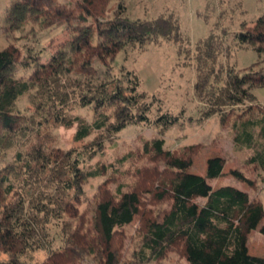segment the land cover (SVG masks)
Here are the masks:
<instances>
[{"label": "trees", "instance_id": "obj_1", "mask_svg": "<svg viewBox=\"0 0 264 264\" xmlns=\"http://www.w3.org/2000/svg\"><path fill=\"white\" fill-rule=\"evenodd\" d=\"M70 1L13 0L0 19V32L6 35L32 24L42 31L65 28L70 36L47 63L32 51L23 57L11 44L0 50V153H15L0 170V253L10 256L0 264H27L20 258L34 259L32 253L38 250L48 252L37 264H81L88 258L97 264H158L173 252L188 264H264V257L248 249L249 235L264 220L262 202L233 186L209 185L208 180L223 175L224 158L208 161L206 177L192 173L200 145L172 151L165 149L162 139L146 141L138 158H147L153 166L138 168L132 180L127 173L114 171L92 208L81 209L84 186L105 177L111 168L102 162L88 166V161L128 124L155 122V100L140 89L139 77L125 67L120 76L115 72L120 52L146 50L164 41L177 44L179 54H194V91L203 103L200 120L220 115L225 124L241 110L234 122L238 146H253L252 130L260 126L259 136L264 138V107L253 92L264 87V69L257 63L236 69L221 62L224 53L230 55V47L215 33L192 48L173 14L131 19L120 5L111 17L107 10L112 0ZM236 45L264 55V14L254 24H241ZM21 68L29 73L21 74ZM112 86L118 99L108 113ZM24 97L30 98L29 111L18 107ZM74 102H93L99 112L90 122L68 111ZM256 112L262 118L254 121ZM157 118L164 124L180 119L168 112ZM52 123L76 127L75 141L88 140L86 145L62 150L39 144L25 151ZM248 163L264 171V148L257 149ZM232 174L259 191L257 179L249 180L240 171ZM201 198L207 199L203 205L198 204ZM135 221L138 247L127 258L124 229ZM52 228L59 232L51 238ZM260 233L264 235V224Z\"/></svg>", "mask_w": 264, "mask_h": 264}, {"label": "rangeland", "instance_id": "obj_2", "mask_svg": "<svg viewBox=\"0 0 264 264\" xmlns=\"http://www.w3.org/2000/svg\"><path fill=\"white\" fill-rule=\"evenodd\" d=\"M12 1L0 0L1 20H4L6 9ZM60 1L71 4L70 0ZM120 5L125 7L123 12L131 19H153L161 14H173L178 18L185 37L191 41L192 48L198 41L210 37L213 33L223 36V44L226 48L230 47L231 53L230 55L224 53L220 58L221 62L234 66L236 69H243L257 63L256 67L264 69L263 54H259L251 48H239L236 45V34L241 30V24L243 22L254 24L264 14V0H112L108 6L107 14L112 17L115 11L119 10ZM69 38L65 28L42 31L38 26L29 24L23 30L9 35L0 32V50L11 44L21 49L23 57H27L28 53L32 51L40 56L42 63H47L55 53L57 46ZM178 50L177 44L163 41L160 44L148 46L146 50L128 48L118 54L115 72L120 76L122 68L125 67L126 70L134 72L139 77L140 89L147 92L150 99L155 100L153 112L155 122L151 125L128 124L123 130L113 134L112 138L104 143L102 150L88 161V166L94 167L98 162H102L111 168L105 177L91 179L84 186L82 210L86 211L92 208L102 184L114 171L119 169L120 175L123 176L127 173L126 177L128 176V179L132 180L133 173L138 168L153 166L149 164L147 158L139 159L138 154L142 151L146 141L156 139L164 140L165 149L172 151L191 145H200L201 150L193 159L191 172L205 175L204 177L207 174L208 161L217 156L223 157L226 160L225 173L218 181L208 180L209 185L216 189L220 184H239L232 173L240 171L245 177L257 179L260 190L257 191L260 194V200L264 203V171L254 164L248 163L257 149L263 150L264 139L257 137L259 142L252 148L239 149L236 147L234 122L237 119V114L242 112L241 110L230 116L225 124L222 123L220 115L200 120L203 103H200L194 91L197 81L194 54L190 56L186 53L179 54ZM102 70L103 68H100V71ZM20 71L24 75L29 73L23 68ZM253 92L258 102L264 107V87L256 88ZM108 93L111 95V100L106 111L111 113L114 111L118 99L114 95V86L109 89ZM18 107L21 111H29L31 109L30 98H22ZM68 111L72 114H81L92 122L99 109L93 102L88 105L74 102ZM167 112L179 116V121L173 124L157 121V117ZM247 115L250 116V114ZM254 115L262 116L259 112ZM75 133L76 127L67 129L61 124L52 123L49 130L42 136L35 135L33 140L24 147V150L30 151L33 146L39 144H44L50 149L81 150L88 140L75 141ZM94 138L95 135L90 139ZM14 156L13 152L0 153V170L10 164L14 160ZM125 157L128 158L122 161ZM243 184L250 188L248 184ZM116 186L117 184H113L111 188L116 190ZM258 192H254V194ZM204 202V198L198 200L199 205H203ZM137 227L138 222L135 221L124 229L126 237L123 254L127 258L131 257L138 247ZM58 232V228H52L51 238ZM258 236H260V228L251 235L253 249L264 257V243H259ZM57 244L58 240L54 238L53 250L58 247ZM47 252L38 250L32 253L34 259L30 256H23L20 259L27 264H37L46 257ZM9 257V255L0 253L1 261H8ZM81 264L97 263L92 258H88ZM149 264H157V262ZM158 264H188V262L173 252Z\"/></svg>", "mask_w": 264, "mask_h": 264}, {"label": "crops", "instance_id": "obj_3", "mask_svg": "<svg viewBox=\"0 0 264 264\" xmlns=\"http://www.w3.org/2000/svg\"><path fill=\"white\" fill-rule=\"evenodd\" d=\"M260 118H262V116H255L254 117V121H256V120H259ZM261 126L260 127H257V128H255V129H253L252 130V134H253V141H254V145L252 146L251 144H243L242 146H238L237 145V143H236V147H238L239 149H242V148H246V149H248V148H252V147H254L256 144H257V142H259V141H257V137H259L260 139H264V138H261L260 136H259V133H260V130H261ZM236 142V141H235ZM217 157H221V156H217ZM221 158H223V157H221ZM226 167V166H225ZM224 173H225V168H224V172H223V175H224ZM223 175L220 177V178H218V179H214L215 181H218V180H220L222 177H223ZM201 176H205V175H201ZM249 180H252V181H254V180H256V178L254 179V178H251V177H247ZM210 181V180H209ZM209 181H208V183H209ZM227 185H229V186H233V187H235V188H237V189H239L240 191H242V192H245V193H248L251 197H253L254 195L255 196H257L258 197V199L260 200V194H259V192L257 193V194H254V191L252 190V189H250V188H247L243 183H241V182H239V184H220L219 185V187H221V186H227ZM244 185V186H243ZM219 187H217V188H219ZM216 188V189H217ZM260 191V190H259ZM205 199V202H206V198H204ZM261 202H262V200H260ZM204 202V203H205ZM262 204H263V206H264V203L262 202ZM264 224V220L261 222V224H260V226L257 228V229H259L262 225ZM256 229V230H257ZM256 230L255 231H252L251 232V234L249 235V239H248V249H249V252H250V254H252V255H254V256H259V257H262L260 254H258V251L257 250H254L253 249V245H252V240H251V235H252V233H254V232H256ZM258 241H259V243L260 242H262V243H264V235H262L261 233H260V236H258Z\"/></svg>", "mask_w": 264, "mask_h": 264}]
</instances>
